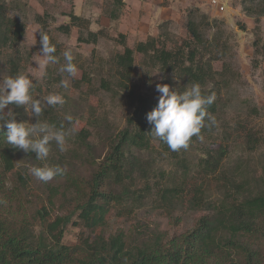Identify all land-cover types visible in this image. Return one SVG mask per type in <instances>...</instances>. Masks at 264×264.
<instances>
[{"label": "rangeland", "instance_id": "rangeland-1", "mask_svg": "<svg viewBox=\"0 0 264 264\" xmlns=\"http://www.w3.org/2000/svg\"><path fill=\"white\" fill-rule=\"evenodd\" d=\"M7 2L9 15L23 20L27 29L17 47L0 52V80L10 76L12 59H19L20 73L27 74L34 82L33 99L41 100L43 107H49L44 101L45 97L53 93L63 95L65 103L54 108L58 111L60 120L69 115L72 117L65 129L66 151H70L72 147L75 153L78 145L75 141L82 129L92 131L88 139L89 158L86 160L85 147L78 148L79 157L73 162L74 172L80 176L89 175L96 166L93 159L100 161L107 153L110 141H106V134L123 129L134 111L135 98L129 90L117 88L118 77L110 64L112 57L125 49L119 41L120 34L126 36L128 46L134 47L149 36H159V33L165 32L170 36L167 40L169 47H176L183 39H189L186 11L198 7L211 20V30L205 39L216 34L221 44L219 48L224 51L214 50L215 55H222L213 61L214 70L219 74L216 81L206 84L207 88L213 89L217 99L214 115L216 124L203 134V141L191 146L187 154L190 167L188 176L184 179L182 169L177 170L175 161L154 140L153 145L140 154L142 168L136 171L135 179L128 185L132 193L135 192L141 199L111 206L106 224L94 230H87L71 222L65 230L64 243L75 244L82 236H89L92 240L96 235L109 237L121 232L127 245L134 247L153 240L158 234L173 236L192 229L197 220L207 213L202 209H193L188 204L190 196L195 194L196 186H201L206 199L213 200L217 199V189L225 183L224 177L229 175L237 176L238 179L247 177L251 181V187H256L257 180L264 174V49H255L254 42L256 39L264 42V16L258 29L254 17L244 12L243 0H239L222 14L203 4H165L159 0H125L122 5L114 3V0ZM45 13L49 17L47 28L44 29L36 15ZM71 13L82 17L77 26L72 24ZM114 14L118 18H114ZM63 24L71 25L69 33L59 30V26ZM91 31L100 32L96 44L79 40L80 36L88 37ZM40 33H46L50 42L55 45L57 63L43 65ZM68 49H71L73 62L78 67L75 77L59 71L66 63L63 52ZM135 57L136 92L153 93L154 98H159L156 85L164 84L162 80H167V77L159 73H153V78L148 76L141 54L136 53ZM226 66L230 70H226ZM103 79L110 80L112 90L102 86ZM61 80H67L69 86L62 87ZM25 116L24 122L35 123L37 120L31 115L30 106H25ZM38 119L45 122L40 117ZM249 132L254 134V138H258L253 148L248 147ZM206 146H225L229 151L222 170L219 169L215 174H209L204 168L205 161L202 157L205 156L203 153ZM13 176L14 173H10V179ZM183 182L184 185L180 186ZM173 183L179 184L176 187L179 188L178 198L181 197V200L169 207L162 200L160 191L162 187ZM8 186H11L9 179ZM120 189L118 187L117 190ZM28 192L30 214L43 203L48 205V194L43 181L36 178ZM67 194L72 195V192ZM61 200V196H58L55 206L50 208L52 217L63 213ZM73 219H78L77 215ZM34 223L35 229L39 230V221L35 220Z\"/></svg>", "mask_w": 264, "mask_h": 264}, {"label": "trees", "instance_id": "trees-1", "mask_svg": "<svg viewBox=\"0 0 264 264\" xmlns=\"http://www.w3.org/2000/svg\"><path fill=\"white\" fill-rule=\"evenodd\" d=\"M114 3L122 5L123 1L114 0ZM243 4L244 12L254 17L259 29L258 24L264 16V0H243ZM70 16L75 26L82 21L80 15L71 13ZM47 17L48 13L36 15L44 29L47 28ZM114 18H118V15L114 14ZM186 19L189 39H183L173 48L169 47L167 40L170 36L165 32L159 33V36H149L134 47L126 44L124 34L119 35L125 49L116 53L110 64L118 77L117 88L129 90L135 98L134 111L123 129L106 134V141H110L108 151L100 161L93 159L96 166L86 177L74 172L73 162L79 157L78 148L85 147L86 160L89 158L90 129L80 131L75 141L78 144L75 153L72 147L70 151L61 152L56 142L52 141L47 160L40 161L34 152H25L8 144V130L6 127L0 128V264H264V174L257 180L255 188L251 187L247 177H224L225 183L217 189L215 200L206 199L201 186H196L197 194L190 196L188 204L207 213L197 220L192 229L173 236L158 234L153 240L134 247L127 245L121 232L109 237L96 235L92 240L89 236H82L75 244L63 241L65 230L71 222L94 230L106 224L111 206L141 199L135 192L132 193L128 185L135 179L136 171L142 168L140 154L148 150L154 140L175 161L177 170L182 169L184 179L188 176L190 167L187 154L200 139L193 136L186 149L172 151L151 134L152 126L147 122V114L158 105L159 98H154L153 93L142 94L135 90V56L139 53L148 76L153 78V73L162 74L167 77L162 82L178 92L199 83L202 95L213 94V89L207 88L206 84L216 81L219 73L214 70L213 61L222 55H215L214 50L223 53V48H219L221 44L216 34L205 39L211 30V20L198 7L188 9ZM70 27L63 24L59 30L69 33ZM26 29L23 20L9 15L7 0H0V52L17 47L25 37ZM99 33L91 31L88 37L80 36L79 40L96 44ZM254 47L263 50L264 42L256 39ZM225 69L230 70V67L226 66ZM17 73H20L19 59H12L10 76ZM102 86L113 89L109 79H103ZM54 107H43L40 118L57 128L63 126L65 130L68 120H60ZM216 110L215 98L207 111L214 116ZM9 111L17 122L25 120V106L9 105L3 113L5 119L10 118ZM3 123L0 121V124ZM208 129L203 128L201 135ZM109 136L110 139H107ZM256 140L258 138H254V134L247 133L248 147L253 148ZM228 153L225 146H206L205 156L202 157L206 172L215 174L219 169L221 171ZM45 163L64 167L65 174L48 182L43 181L48 205L43 203L30 214L28 189L36 179L31 169ZM12 172L14 176L10 179ZM8 179L11 186H8ZM178 185L173 183L161 188V198L169 207L181 200V197L178 198ZM183 185L184 182L180 184ZM118 187L121 189L117 190ZM69 191L72 195L67 194ZM58 196L62 199L63 213L52 217L50 208L55 206ZM76 215L78 219H73ZM35 220L39 221V230L35 229Z\"/></svg>", "mask_w": 264, "mask_h": 264}, {"label": "clouds", "instance_id": "clouds-1", "mask_svg": "<svg viewBox=\"0 0 264 264\" xmlns=\"http://www.w3.org/2000/svg\"><path fill=\"white\" fill-rule=\"evenodd\" d=\"M41 55L44 57L43 65L58 62L54 55L56 47L50 42L46 33H40ZM66 61L59 71L75 77L78 72L77 65L73 62L74 56L71 49L63 52ZM61 86L67 88L68 81L61 80ZM33 80L24 73L7 76L0 80V128H7V143L25 152H34L40 161H46L50 153V143L55 141L61 152L66 151L67 133L63 126L57 128L48 122H41L44 108L41 100L33 99ZM156 91L160 93L158 105L147 114V122L152 126L151 134L167 144L172 151L187 148L193 136L203 141L201 130L212 127L216 119L208 111V106L215 101V94L202 95L199 83H194L183 92H178L168 84H157ZM48 106L63 105L65 99L59 93L49 94L44 98ZM9 105L30 106L31 115L37 118L35 123L17 122L9 111L10 118L5 119L3 113ZM66 119L71 122L69 115ZM207 120V123H206ZM32 174L41 181L48 182L57 176L65 174V168L59 165L45 163L41 167L31 169Z\"/></svg>", "mask_w": 264, "mask_h": 264}, {"label": "built area", "instance_id": "built-area-1", "mask_svg": "<svg viewBox=\"0 0 264 264\" xmlns=\"http://www.w3.org/2000/svg\"><path fill=\"white\" fill-rule=\"evenodd\" d=\"M125 1V0H122ZM165 4L180 2L182 4L193 5L194 3L208 6L216 13L222 14L230 7L234 6L239 0H159ZM231 9V8H230Z\"/></svg>", "mask_w": 264, "mask_h": 264}]
</instances>
